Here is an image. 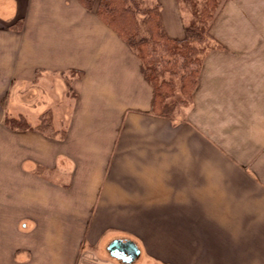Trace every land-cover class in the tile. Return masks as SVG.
<instances>
[{
    "label": "crops",
    "instance_id": "obj_1",
    "mask_svg": "<svg viewBox=\"0 0 264 264\" xmlns=\"http://www.w3.org/2000/svg\"><path fill=\"white\" fill-rule=\"evenodd\" d=\"M157 2L167 36L183 40L176 0ZM209 38L191 101L169 121L152 113L140 60L94 9L0 0V202L50 208L42 221L60 223L70 263L97 262L87 227L103 202H168L184 203L186 224L200 207L201 264H264V0H225ZM6 102L32 124L52 112L57 135L4 127Z\"/></svg>",
    "mask_w": 264,
    "mask_h": 264
},
{
    "label": "rangeland",
    "instance_id": "obj_2",
    "mask_svg": "<svg viewBox=\"0 0 264 264\" xmlns=\"http://www.w3.org/2000/svg\"><path fill=\"white\" fill-rule=\"evenodd\" d=\"M151 2L154 4L157 0L146 1V6ZM178 6L182 11V21L185 27L190 22V10L183 3ZM1 54L2 57L7 56ZM70 74L76 75L77 72L66 73V75ZM7 81L3 77L0 78L2 84ZM46 81L47 85L53 83L52 87H56L57 80ZM52 98L56 100L57 96L52 95ZM74 102L72 97L70 104ZM69 112L68 108H65L61 113L67 115ZM3 113V124L1 125L6 127L4 124L6 111ZM19 113L26 115L24 111ZM59 114L60 111L54 112L56 118ZM43 173L47 174L46 177L49 180L56 182L52 172L48 174L43 171ZM36 203H26L25 210L12 207L8 202H0V264L14 262L17 264H75V262L66 261L67 256L61 252L65 245L62 244V231L58 229L60 223L53 219H50L48 223L43 222L41 214L45 216L43 217L45 220L46 214L51 215L48 211L50 208L42 209L36 206ZM103 204L98 209L93 228L88 230L89 227H87L89 240L91 243L96 241L97 262L92 264H121L120 261L112 259L106 250V246L116 238H127L138 246L140 254L134 261L137 264H201L199 246L200 229L203 224L200 223L198 205L194 204L192 209L194 221L186 224L184 203L178 206L177 210L173 209V212L168 202H162L157 208L153 207L152 202H103ZM186 213L188 214V211ZM25 217L29 219L23 220L22 218ZM105 220L110 222L107 226L113 223L110 225L111 229L103 230L106 225ZM65 227L69 229L70 224H66ZM84 246L86 245L83 244L82 247ZM92 261V255L85 257L86 263Z\"/></svg>",
    "mask_w": 264,
    "mask_h": 264
},
{
    "label": "trees",
    "instance_id": "obj_3",
    "mask_svg": "<svg viewBox=\"0 0 264 264\" xmlns=\"http://www.w3.org/2000/svg\"><path fill=\"white\" fill-rule=\"evenodd\" d=\"M77 1L87 10L94 9L96 17L112 29L140 60L144 80L153 91L152 113L175 121L191 101L201 56L210 41V25L225 0H176L178 4L183 3L191 14L183 40L167 36L157 2L146 6L148 0ZM4 105V124L9 129L37 131L49 137L57 135L52 112H44L32 124L24 115L10 111L7 104Z\"/></svg>",
    "mask_w": 264,
    "mask_h": 264
},
{
    "label": "water",
    "instance_id": "obj_4",
    "mask_svg": "<svg viewBox=\"0 0 264 264\" xmlns=\"http://www.w3.org/2000/svg\"><path fill=\"white\" fill-rule=\"evenodd\" d=\"M106 250L110 257L120 260L123 264L132 263L139 255L137 245L129 239H113Z\"/></svg>",
    "mask_w": 264,
    "mask_h": 264
},
{
    "label": "flooded vegetation",
    "instance_id": "obj_5",
    "mask_svg": "<svg viewBox=\"0 0 264 264\" xmlns=\"http://www.w3.org/2000/svg\"><path fill=\"white\" fill-rule=\"evenodd\" d=\"M107 247V246H106ZM116 259V258H115ZM116 260H118V259H116ZM118 261H120V260H118ZM121 262V261H120Z\"/></svg>",
    "mask_w": 264,
    "mask_h": 264
}]
</instances>
